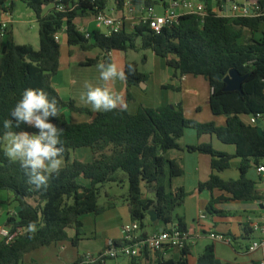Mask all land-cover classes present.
Wrapping results in <instances>:
<instances>
[{
  "label": "trees",
  "instance_id": "16d2710c",
  "mask_svg": "<svg viewBox=\"0 0 264 264\" xmlns=\"http://www.w3.org/2000/svg\"><path fill=\"white\" fill-rule=\"evenodd\" d=\"M111 1L115 11L123 16L128 0H21L36 15L39 50L32 45L16 44L10 27L6 31L0 54V191L12 194L13 200L10 198L7 204L17 202L19 208L13 216H9V211L4 214L0 225L13 230L23 228L26 232L13 243L0 242V264H25V255L66 241L78 245L83 233L82 218L100 216L116 207L115 196L106 195L107 201L101 204L103 190L110 184L128 182V193L120 199L128 203L131 221L139 224L143 238L148 237L149 228L158 225L164 231L176 228L187 232L185 220L178 211L189 193L183 187H173V181L183 176V170L176 160L168 157L170 151L181 150L179 142L187 130H194L198 136L215 135L222 143L235 146L237 156L242 159L241 179L225 181L218 173L231 167L232 156L216 151L210 144L187 147L190 153L212 158L213 173L206 183L199 185L200 192L220 190L236 201L262 199L256 184L246 175L253 166L264 165V132L260 135L258 127L248 123L253 115L264 117V15L227 17L220 15L225 10L226 0H200L207 7L205 17L183 15L177 24L164 27L159 34L148 23H139L132 29L125 26L120 33L111 36L94 31L92 38L87 39L77 20L108 13ZM248 1L264 5V0ZM130 2L137 8L155 9L159 5L153 0ZM12 3V0H0V24L7 10L12 9ZM166 5L164 1L163 6ZM63 32L69 47H80L85 52L97 48L102 52L98 58L84 62L86 67L108 62L110 53L115 51L126 54L151 51L166 60L179 79L204 77L212 91L208 102L210 110L215 116L225 115L226 126L187 119L182 106L157 109L141 106L136 114H131L128 109L119 108L94 112L77 106L74 100L64 101L53 86V78L61 66V45L56 35ZM129 64L135 69L127 75L130 89L145 83L148 75L141 72L138 63ZM233 71L241 78L237 90H229L226 82ZM29 87L41 88L50 99L54 97L58 101L61 114L59 120L53 122L64 129L61 140L65 157L79 149H90L93 153L92 162L67 163L58 176L53 174L46 189L39 190L28 183L20 164L5 155L3 139V121L11 118V110ZM165 88L180 90L171 85ZM128 99L132 100L130 91ZM65 110L88 115L89 121L74 124L64 115ZM246 118L248 121H244ZM20 130L36 131L23 124L13 129ZM216 201L210 202L207 211L224 214L214 208ZM150 212L156 213V223L151 222ZM29 223H35V232H28ZM71 230L76 231L75 238L70 237ZM190 250L187 246L178 258L165 257L161 252L154 261L156 264H189ZM151 260L149 253L131 259L132 264L141 261L149 264ZM75 264H84V257ZM197 264L225 263L217 259L215 248L210 245L198 257Z\"/></svg>",
  "mask_w": 264,
  "mask_h": 264
},
{
  "label": "crops",
  "instance_id": "0c3cea01",
  "mask_svg": "<svg viewBox=\"0 0 264 264\" xmlns=\"http://www.w3.org/2000/svg\"><path fill=\"white\" fill-rule=\"evenodd\" d=\"M14 1L16 0H12L11 9L13 22L15 21ZM107 14L119 15L114 9V4H112L111 10L109 9ZM135 24L134 20H129L126 27L132 29ZM77 25L80 29L83 27L81 24ZM89 25L86 26L87 29L81 30L93 33L94 31H90V28H88ZM10 30L13 32L12 24L10 25ZM61 35L64 42V46L61 40L59 42L61 45V66L58 74L53 78V86L64 101L74 100L77 106L94 111L90 104L81 100V95L86 91L84 85L88 82L95 87L103 85L104 82L100 80V73L96 66H83V63L90 59L87 54H84L85 51L82 49V51H80V47H69L67 45L65 32ZM129 53L126 54L124 52L115 51L110 53V58L118 64L126 66L128 62H136L128 60ZM101 55L102 54H100V56ZM153 56L155 58L154 64L156 70L150 73L141 71L148 75V79L145 83L132 86L129 89L126 80H116L112 87L115 91L124 96L127 109L131 114H136L141 106L151 109L169 105L176 107L182 106L186 118L189 119L187 110L190 111L197 108L201 97V91H203L202 95L203 97L205 95V99L207 98L206 92L207 95L209 94L211 96V88L208 90L206 84L202 85L199 79H193L192 76H185L182 79L175 77L174 70L167 65L166 60L156 57L154 53ZM85 57H87L86 60ZM149 60V57L146 56L143 62L149 63ZM168 85L179 88L180 90L175 91L173 89H166L165 87ZM129 91L132 96L131 101L128 99ZM188 96H192L194 99L190 98L187 106L186 100ZM63 113L68 120L70 117L71 122L74 124H82L89 121L88 115L80 114V116H78L76 115L77 113H72L69 110H65ZM244 121H248V119L246 118ZM196 122L215 123L218 127H224L226 126L227 118L224 121V119H217L208 115L206 120L199 119L196 120ZM179 144L182 147L181 150L170 151L168 157L172 160H176L183 170V176L173 181V187H183L187 193H189L184 206L179 209L180 212L178 211L179 216L183 217L185 220L187 233L189 235L188 246L191 248V255L188 256L189 264H197L198 257L203 253L205 248L210 245L214 246L215 255L222 263L258 264L263 255L260 252L249 253L248 249L254 240L262 238V234L259 231H253L251 228L252 224L261 222L264 217V210L259 203L260 200L236 201L232 199L230 194L220 190H215L212 193L209 191L200 192L199 185L201 183H206L213 173L212 158L209 155L190 153L187 151V147L190 146L210 144L216 151L232 156L231 167L218 173V175L225 181H238L242 177L240 170L242 159L237 156V148L233 145L222 143L215 135L198 136L197 133L192 134L187 131ZM73 154L77 161L90 163L93 160V153L90 149H79ZM70 156H73L72 153ZM76 160H71L70 157L68 159L64 158L63 167L66 166L67 163H72ZM246 177L256 184V190L262 197L264 194V176L259 174L258 167L253 166L249 169ZM124 186L125 192L121 195L106 194L116 197V200H114L116 207L100 216L87 215L82 218L83 233L80 236L81 240L78 245H74L72 241H66L54 244L50 247H44L33 253L32 260L37 264H75L81 257L89 253L98 254L102 252L110 241L120 242L122 240L123 227L132 222L128 203L120 199L126 195V183ZM10 198L12 197L10 196L7 201H9ZM213 199L217 200L214 208L224 214H210L207 211V207ZM205 209L207 213H205ZM202 216H204L203 219L201 218ZM150 229H152V231H149ZM150 229L147 231L149 235L163 231L161 225L151 227ZM211 234L224 235L230 238L232 243L229 244L214 240L210 237ZM69 235L71 238H75L77 233L71 230ZM199 240H203L205 245L202 253L195 257L193 255V249L194 245H196ZM232 245L234 250L232 249ZM170 254H166L165 257L170 256V258H178L180 251H173ZM138 264L145 263L141 261ZM149 264L156 263L154 259H152Z\"/></svg>",
  "mask_w": 264,
  "mask_h": 264
},
{
  "label": "built area",
  "instance_id": "2783aa9c",
  "mask_svg": "<svg viewBox=\"0 0 264 264\" xmlns=\"http://www.w3.org/2000/svg\"><path fill=\"white\" fill-rule=\"evenodd\" d=\"M225 10L220 12V15L227 17H250L256 15H264V5L258 6L253 2L248 1L247 5L239 6L237 4L225 5ZM228 8V11H227ZM63 10L62 7L59 8ZM163 14L157 15L155 9H149L145 6L140 8L134 7L130 0L126 2L125 13L123 16L107 13H99L95 16V22L98 28H105L104 32L107 36L120 33L123 27L126 26L129 20H134L136 24L148 23L150 28L157 34L161 33L164 27L177 24L183 15H197L205 17L207 15V7L200 0H173L163 6ZM259 11V14L257 13ZM13 22V16L10 9L4 15V20L1 22L0 37L4 38L6 31ZM87 39L92 38V33L82 31ZM62 33L56 35L57 41L60 42ZM249 124L257 126L261 123L264 127V117L261 114L253 115L249 118ZM259 174L264 176V165L258 167ZM260 205L264 210V194L260 200ZM9 216L16 214L15 210H9ZM4 217L3 210L0 209V219ZM202 219L204 216L201 217ZM253 231H259L262 238L254 240L249 246L248 252H260L263 257L258 264H264V217L261 222L254 223L251 226ZM26 229L16 228L13 230L5 225H0V242L5 241L10 244L17 238L22 236ZM210 237L214 240L232 243L231 239L221 234H211ZM189 242V235L185 231L173 229L172 231H160L148 235L143 238L138 223L131 222L122 229V240L117 244L115 241H110L107 247L98 254H87L84 256V264H109L110 261L120 258H141L145 253H149L152 259H156L158 253L163 252L168 254V250L183 251Z\"/></svg>",
  "mask_w": 264,
  "mask_h": 264
},
{
  "label": "clouds",
  "instance_id": "9594fccd",
  "mask_svg": "<svg viewBox=\"0 0 264 264\" xmlns=\"http://www.w3.org/2000/svg\"><path fill=\"white\" fill-rule=\"evenodd\" d=\"M101 86L86 82V91L81 100L90 104L96 112H110L116 109L127 110V103L121 93L112 85L116 80L124 81L134 73L132 65H120L113 60L96 65ZM58 101L41 88H27L21 99L11 110V118L3 121V139L6 141L5 155L18 162L28 176V183L37 190L46 189L53 176L59 175L64 165L65 147L61 140L64 129L53 120H59ZM36 129L35 132L19 129L21 125ZM28 232H35V223H29Z\"/></svg>",
  "mask_w": 264,
  "mask_h": 264
},
{
  "label": "rangeland",
  "instance_id": "374dc122",
  "mask_svg": "<svg viewBox=\"0 0 264 264\" xmlns=\"http://www.w3.org/2000/svg\"><path fill=\"white\" fill-rule=\"evenodd\" d=\"M153 1L159 3V5H157L155 7V13L157 15L163 14V11H164L163 2L164 1L167 3L173 2V0H153ZM226 2L229 5L237 4L239 6H245V5H247L248 0H226ZM14 4H15V13H14L15 21L12 23V26H13L14 39H15L16 44H18V45H32L36 50H39L40 49L39 25H38V21H37L35 13L31 9H29L20 0L14 1ZM112 4H113V2L111 1L110 5H109L110 10L112 8ZM76 23L81 24L83 26V27H81L82 30L87 29L86 26H88L90 24L88 27V28H90V31H102V32L106 31L105 28L100 29L97 27L96 22H95V17L79 18ZM247 35H248L247 37H249V34H247ZM60 40H61L62 45L64 46L62 35L60 36ZM4 42H5L4 38L0 39V49L3 46ZM77 48H79V47H77ZM79 49H80V51H82L81 48H79ZM84 54H87V56H89L90 59H96V58H98V56H100V54H102V52L99 49L94 48L88 52H85ZM146 56H148L150 59L149 63L143 62ZM86 58L87 57H85V60H86ZM154 59L155 58H154L153 53L151 51L130 52L129 56H128V60L129 61H136L140 65V70L142 72H145V73L154 72L156 70L155 64H154ZM233 76H235V75L231 74L229 79L232 80ZM192 78L193 79H199L200 82L202 83V85L206 84L208 87V90H210L209 83L204 77H202V76L193 77L192 76ZM202 94H203V91H201V97L199 100V104L197 105V108L195 110H190V111L187 110L188 118L190 120H193V121H196L199 119L206 120L207 116L210 115L211 117H215L217 119H224V121H225L227 118L225 115L214 116L212 114L210 107H209V103H208L210 95L209 94L207 95V92H206L207 98L205 99V95L203 97ZM190 98L194 99V97L188 96L187 100H186V105L188 104V101ZM76 115L80 116V114H76ZM88 120H89V117H88ZM69 121H71L70 117H69ZM201 123H203V122H201ZM204 123H208V122H204ZM75 124H77V123H75ZM187 132L192 133V134H194V133L196 134V132H194L193 130H187ZM4 148L6 149V141L4 142ZM73 153H75V151L72 152L73 156H68L65 158L68 159L70 157L71 160H76L75 155ZM128 189H129V185L127 182L126 183V193H128ZM124 192H125V186L124 185L110 184V185L106 186L104 188V191H103L101 204H103L107 201V198H106L107 193H109L111 195H113V194L114 195H121ZM11 195L12 194H10L6 191H0V202H1L0 208L3 210L4 214H6L9 210L17 211L19 208L17 202H13L12 205L7 204V200ZM12 200H13V198H11V201ZM192 201L195 202L194 200H192ZM193 202H191V203H193ZM204 211H205V213H207L206 209ZM1 221H3V220H1ZM149 231H152V229H150ZM204 245H205V242L203 240H199L198 243L196 245H194L193 255L195 257L198 256L200 253H202ZM232 249L234 250L233 245H232ZM36 251H38V250H36ZM36 251H34V252H36ZM34 252H31V253L25 255V258H24L25 264H37L36 262H34L32 260ZM167 257H170V256H167ZM109 264H132V261L130 258H120L118 260L110 261Z\"/></svg>",
  "mask_w": 264,
  "mask_h": 264
},
{
  "label": "water",
  "instance_id": "95a60500",
  "mask_svg": "<svg viewBox=\"0 0 264 264\" xmlns=\"http://www.w3.org/2000/svg\"><path fill=\"white\" fill-rule=\"evenodd\" d=\"M231 74L235 75V76H233L232 80L229 79L230 76L226 79V82L229 85V90L240 89L241 78L234 71L231 72ZM258 132H259L260 135H262L263 132H264V127H263V125L261 123L258 124ZM149 217H150L151 222H153V223H156L157 220H158V217H157L155 212H150L149 213Z\"/></svg>",
  "mask_w": 264,
  "mask_h": 264
}]
</instances>
